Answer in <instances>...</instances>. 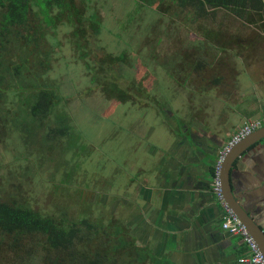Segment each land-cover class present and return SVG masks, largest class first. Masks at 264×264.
Returning <instances> with one entry per match:
<instances>
[{
    "label": "rangeland",
    "instance_id": "1",
    "mask_svg": "<svg viewBox=\"0 0 264 264\" xmlns=\"http://www.w3.org/2000/svg\"><path fill=\"white\" fill-rule=\"evenodd\" d=\"M76 1L99 23L96 31L86 19L79 40L70 24L47 25L36 8L26 23L0 29V199L79 231L63 247L41 232L0 230V264L120 262L136 247L149 252L129 224L138 217L128 183L168 142L169 115L189 112L190 96L196 111L229 121L254 102L264 111L262 0L244 17L195 0ZM108 53L126 60L102 63ZM39 97L49 104L34 115Z\"/></svg>",
    "mask_w": 264,
    "mask_h": 264
},
{
    "label": "crops",
    "instance_id": "2",
    "mask_svg": "<svg viewBox=\"0 0 264 264\" xmlns=\"http://www.w3.org/2000/svg\"><path fill=\"white\" fill-rule=\"evenodd\" d=\"M259 18L263 22L264 13ZM191 97L183 102L190 109L183 117L176 121L169 115L168 142L149 154L155 162L138 166L140 177L128 183L127 205L134 204L138 217L129 224L140 228L151 255L164 264H240L247 248L221 229L222 209L212 192L211 170L230 131L264 111L254 102L242 120L229 121L212 116L214 111L207 108L191 110ZM252 145L233 162L230 184L236 200L264 228V138Z\"/></svg>",
    "mask_w": 264,
    "mask_h": 264
},
{
    "label": "trees",
    "instance_id": "3",
    "mask_svg": "<svg viewBox=\"0 0 264 264\" xmlns=\"http://www.w3.org/2000/svg\"><path fill=\"white\" fill-rule=\"evenodd\" d=\"M195 2L201 9H206V7H221L229 10L235 16L239 17L247 16L246 14L247 12H249V8L254 4V0H195ZM35 8L43 14V19L47 25L53 26L57 22L70 24L72 27H74L73 35L78 40L80 37L83 38V36H85L83 35L85 32L84 21L86 19L90 20V16H92L90 15V10H87L88 15L87 17H85V11H83V9L86 10V6H83V8H81V5H78L76 0H0V9L2 10L0 13V29L26 23L28 15L30 14V12H33ZM93 14L94 16L93 19L90 20V26L91 29L97 31L99 24L95 19V15H97V13ZM106 56L107 57L100 59L102 63H105L106 60H108L110 63L114 61L126 60L124 55L114 56L108 53ZM105 82V84L107 85L105 87L107 91L109 90L110 92H113L111 93V95L115 96L118 99L124 98V95H121V92L118 90L119 88L114 82ZM40 99L41 98L39 97L35 104L30 106V112L34 115H36L37 112H39L41 109H46L49 104L48 101L44 102ZM191 110L196 111L200 110V108H195V106H193ZM56 131H58L59 134H64L66 131H68V129L61 127L57 128ZM211 171V175L213 178V176L215 175V168H213ZM0 230H7L8 233L12 234L16 238L24 233L41 232L47 237L48 240H51L53 245L61 244L63 245V247H66L70 246L73 243V240L76 238L75 231L78 230V228L76 229L75 226H64L62 225L61 220H57L56 217L45 216L37 211L35 212L28 208L20 207L16 204L9 205L8 203L0 199ZM60 230H63L67 235L66 241L64 243L58 242V239H56L64 237V234L60 233ZM147 249H145L144 247H136L131 251V257H120L122 258L120 262H118L116 258L112 257H86L88 259H91L87 264L164 263L161 262L160 259L157 260L155 256L150 255V250L148 252ZM134 250L136 251L134 252ZM139 250H142L144 252V256L142 255V257H139L136 254V252L138 253ZM86 258H84V261L86 260Z\"/></svg>",
    "mask_w": 264,
    "mask_h": 264
},
{
    "label": "built area",
    "instance_id": "4",
    "mask_svg": "<svg viewBox=\"0 0 264 264\" xmlns=\"http://www.w3.org/2000/svg\"><path fill=\"white\" fill-rule=\"evenodd\" d=\"M264 125V116L260 118H249L232 134V136L228 139L226 144L223 146L221 151L219 152L216 164H215V175L212 178V192L217 201H219L222 209L220 226L221 229L227 232L230 235H234L239 237L246 245L247 251L243 255H241L238 259L240 264H264V257L251 234L245 225L241 222L238 216L233 212V210L228 206L225 202L220 178H219V170L221 166V162L223 160L224 155L228 152V150L249 133Z\"/></svg>",
    "mask_w": 264,
    "mask_h": 264
},
{
    "label": "water",
    "instance_id": "5",
    "mask_svg": "<svg viewBox=\"0 0 264 264\" xmlns=\"http://www.w3.org/2000/svg\"><path fill=\"white\" fill-rule=\"evenodd\" d=\"M262 138H264V125L255 129L234 144L223 157L219 170V178L225 202L248 229L264 257V228H262L254 220L251 214L248 213L247 210L236 200L230 184V169L235 159L250 145L256 143Z\"/></svg>",
    "mask_w": 264,
    "mask_h": 264
}]
</instances>
